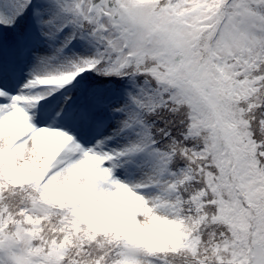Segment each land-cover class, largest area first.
<instances>
[{
    "label": "snow or ice",
    "instance_id": "obj_1",
    "mask_svg": "<svg viewBox=\"0 0 264 264\" xmlns=\"http://www.w3.org/2000/svg\"><path fill=\"white\" fill-rule=\"evenodd\" d=\"M0 264H264V0H0Z\"/></svg>",
    "mask_w": 264,
    "mask_h": 264
}]
</instances>
